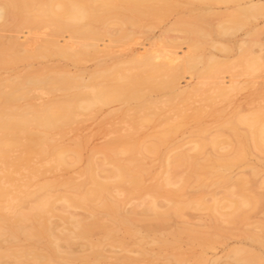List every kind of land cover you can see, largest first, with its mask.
Returning a JSON list of instances; mask_svg holds the SVG:
<instances>
[{"label":"rangeland","instance_id":"1","mask_svg":"<svg viewBox=\"0 0 264 264\" xmlns=\"http://www.w3.org/2000/svg\"><path fill=\"white\" fill-rule=\"evenodd\" d=\"M163 1L164 0H152L151 3H148V6L155 4L153 7L157 8L159 5V8L160 6H163V8L160 9L161 11L159 13V10L156 11V8L150 7V10L152 9L151 13H148L150 11L148 10V14L146 13V15L138 18V27L136 26L130 29L131 27H126L127 25L119 23L120 21H107L106 31L102 36L103 39L101 38L99 40L100 44L98 47L100 49L88 54L86 56L87 58L84 56V58L78 62L71 59L60 58L58 55L55 56L53 54H48L46 57L37 55V49L41 46L42 42L46 40L44 38L51 37L55 29V27L52 26V23L50 25L48 22L49 20L47 21L45 18L44 20H40L41 22H38L33 28L20 26V28H22L20 30L16 28H14L16 30L13 28V30H8V28L3 31L0 30V34L3 35L16 34L19 32L21 36L25 35L24 31L27 32L30 29V31H32L29 38L31 40L28 41V43H30L28 44V50L22 52L26 57H30L21 59L22 61L20 64L19 61L16 62L12 67L15 68V72H17V70L26 71L29 69H40L45 67V65L46 67L48 65L58 68L59 70L60 68L67 70V67H69L68 71L73 73L84 71V75L87 76L95 71L105 69L107 72L103 74L101 73V75L88 80L87 84L102 83L109 85V83L114 84L119 82L120 77L127 76L128 73L133 74L138 71L137 67L133 64H129L130 57H137L138 55L143 56L144 52L148 51L150 53L152 51L153 53L156 52V57L157 54L159 57L153 59L155 64L158 66L160 65V71L156 74L157 79H164L167 75H171V73L172 75H175V77H179L177 78V86L174 85L169 89H157L156 87L149 90L145 86H141L143 90L145 89L144 91H147L148 93L150 92L149 94L154 100L158 99L157 101L160 103L157 104L159 108L157 106H155V108L153 107L154 109L152 108L151 115H154V117L152 116V120L150 119L151 121H141L144 114L148 112L143 108L139 111L142 107L141 100L131 101L129 104L122 101H116L113 102L114 104L98 105L91 110L80 114V116H77L73 122L66 125L61 131L58 129L51 131L48 134L49 145H51L52 149H65L67 152L66 158L71 161V164L55 168V170L49 169V172L48 170H43V174L35 172L34 174H31L32 177L27 176L29 179H26L30 181L32 178L30 183L36 184L37 186L45 182L51 183L53 188L50 190V193L54 196L73 194L75 190L70 186V183H81V181L85 179V170L90 162L93 161L99 163L100 169L105 168V170L100 171L101 177L108 175L107 169H111L115 165L126 162V158H128L127 152H123L122 148H118L117 151H113L111 148V145L114 142L113 140H116L117 138H125L122 140L131 142L132 146L134 144L135 154L134 152L133 154L141 160L140 168L143 174V183L145 185H153L158 182V184L161 182V184H164L165 177L168 175L170 177V184L166 185V187L177 188V186L180 185L179 179L181 178L180 180L182 182V179L185 178V186L181 190V196H178L176 199L180 203L182 202L181 204L185 203L184 205L186 207L184 206L179 214L171 212L169 215L170 217L168 216L165 221L163 220L162 223H158L152 216L153 214H151L153 212H145V209L151 201L156 200V202H158L159 210H163L169 206L170 202L169 200H166L168 198L161 195H155V197H153L151 194L142 193L143 191L134 192L132 195H124L121 191L115 190L112 191V193L107 194L108 198L118 200L122 212L130 215L132 219L135 218L133 219V226L137 230L136 234L129 233V235L123 226L115 223L113 224L111 216L106 209L93 207V204L90 202L87 203V206L67 207L62 201H57L55 203V211L47 214L51 223L56 225L57 230H63V228L68 226V224L59 217L60 214H74L77 215V217H89L91 215L89 206H91L96 211V214H99L97 217H101L100 219L104 222L113 224L117 229L116 233L115 229L114 231H111L113 234L107 237L104 229L101 228L102 230H100L99 227H94L89 236L91 240L93 239V241L101 242L103 252L109 257V259H106L108 264L113 263L114 259H112V257L118 254H129L143 259L137 264H248L246 261L248 259L247 254H250L248 260H253V258H255L256 262L254 264H264V246H261L258 241H253L249 236L251 233H254L255 239H258L259 236V239L261 238L260 240L264 241V183H262L264 181V152L259 151V149L254 146H248L250 144L252 145V143H250V140H247L248 142L245 141V143L247 142L248 144L246 143L245 152L242 154L243 156H238L241 159L238 158L239 160L232 165L227 168L223 167L219 164V159L217 158V156H222L224 157V160L229 161V159H233L237 154L235 153L236 147H233L232 145L230 148L231 142L234 143L235 141V139L233 140V137L235 136H233L234 134L231 130L227 129L228 126H224L226 121H233L232 117L235 118V114L237 117L239 114H252L257 111V108L261 110L263 109L262 112L264 111V106H262L264 105V0L259 1V4H262L260 9L262 8L263 10L261 14L259 13L260 16L256 18L258 21L253 18L249 19L250 22L247 21L242 28H235L233 29L234 32L229 30V34H224L222 32L220 29V23L229 24L228 20L230 15L235 12L233 11V6H229L234 4L230 3L228 6L224 3L213 1L212 3L211 1L201 2L199 0H165L166 2L164 1V4H162ZM165 3L167 4L165 5ZM148 6L146 7L147 9H149ZM153 9L158 13L154 12V15H152L154 11ZM163 9L166 13H164L165 11ZM42 22L43 25L41 24ZM255 24L258 25L256 30L252 29L247 36H244L245 32L253 28ZM123 25L126 26L124 27ZM99 27L103 28L102 25H99ZM128 29H130L129 31L132 30L129 34L133 38L130 36L131 38H125L114 42L111 41L114 36H117V34L118 36H121V34L128 33L126 32ZM188 29L190 30L188 31ZM118 30L119 32H117ZM134 30L136 31L134 32ZM199 30L201 31L200 34H198ZM23 33L24 35H22ZM194 33L196 34L194 35ZM239 39L247 40V43L243 45L244 47L240 46V42H238ZM192 40H200L201 43L203 41L202 45L200 44V48H198L199 50L190 47L189 43L191 44ZM213 43H215L217 49L212 47ZM223 46L226 50L220 49L224 48ZM145 47L147 51H144ZM247 48L249 49L247 50ZM258 49H260V51ZM175 51H178L181 54L187 51L188 53L185 56L188 57V54L190 55L189 57L195 56L199 58L198 56H200L201 60L199 59L200 61H197L199 62L198 65L194 64V69H188L183 63L184 59L187 57L183 58V56L179 54L182 59L178 58V60H173L172 58L171 60V57L174 56L172 54H174ZM27 52H29L28 54L30 55H28ZM249 52L252 54L255 53L253 56H258L257 60H259V62L261 61L263 64L262 68L254 70L252 67H246L245 61ZM136 53L137 55H134ZM211 55L215 56L216 60L219 62H225V64L222 63L223 67H221L220 72L208 74L202 69L207 63L208 56L210 57ZM55 63L56 66H54ZM182 63L183 65L180 66V70L175 68L176 70L172 71V67H174L173 65L176 67L178 64L181 65ZM224 66H227L228 68H225ZM12 68H0V75L5 76L15 74V72L11 70ZM181 68H183V72ZM176 71H178V73ZM174 72L177 75L174 74ZM201 72H203V75ZM166 73L167 75H164ZM255 73H257V75H255ZM119 74L122 76H119ZM216 85L218 87H216ZM222 85H224L223 87L226 92L224 95L227 97H224L223 93L217 91ZM197 89H199V91H197ZM179 91H182L181 94L188 97V100L186 97L184 98V96L182 98L179 95ZM215 91H217V93ZM60 93L61 92H56V95H59ZM174 93H176V95ZM33 94H35V96L40 95L44 98L52 96L51 94H40V92H34ZM211 94H213V96ZM177 95H179V97ZM218 95L220 97H218ZM174 96H177V98ZM204 96H206V98H203ZM208 96L213 99V101L211 99L212 102H208ZM165 100H167V102ZM136 103L137 105H135ZM161 106L164 108V111ZM237 117L235 119H237ZM173 126L180 129H176L177 131L172 130L171 132L169 128ZM246 126L247 125L239 124V132L243 133L242 131H245L246 133L247 130L245 129H249L248 131L251 130V128H247ZM166 130H169L170 134L168 133L164 141H158L157 136ZM213 136H224L228 139L229 144L224 145L222 148L220 145V147H213L214 145L210 141ZM199 141L200 143L201 141L203 142V148L201 147L200 151L196 150L197 147H194L195 143L197 145ZM228 141L226 140V143H228ZM155 143L157 145L154 150L155 152L143 149L145 144L148 145ZM181 151L189 155H192L195 152L193 156L196 155V157H194L195 161L193 162L194 164L196 163L197 166L194 167V164V166H190L184 163L173 169L167 167V160L172 158L173 155H176L178 152L181 153ZM15 153L17 152H13L12 155ZM235 158H237V155ZM35 161L39 162L37 159H35ZM39 163V166L36 164L38 168H47L48 165L52 164V162L50 164H47L46 162L42 164V161ZM27 170L29 171V169ZM25 171H21L23 176L17 174L19 178H24V174L27 175ZM221 175L226 176V178L228 177L227 179H224V181L226 180L225 182L222 177L220 178ZM259 175L261 178H259ZM238 178L247 179V189L245 193L248 191L247 193L252 197L253 200H251L252 204L250 205L253 206L251 207L249 205L246 207L248 210L246 215L249 216L245 215V218L240 219L241 217H238L235 214L238 220L235 218L236 216L233 215L235 216V220L232 217V222H226L224 221V214H226V211L227 213L231 211L227 206L229 202L228 197H230L231 193H234L235 190L230 184ZM227 182L229 184H227ZM217 195L218 198L221 197L220 199L222 201L218 200L220 201V207L218 206L220 209L216 211L211 208H206V205H200L201 207L186 205L187 201L190 200H193L194 202L205 201L207 204L213 205L215 202L214 200L218 199ZM232 196L234 197L232 199H235L236 194H233ZM254 198L258 199L254 200ZM221 213H223V215H221ZM146 227L155 228L157 229V232L152 231L150 232L151 236H145L147 235L145 230ZM186 228L192 230L190 232L193 237L185 231ZM176 230H178L180 234L176 235ZM239 231H241V234ZM153 235L155 237H167L171 244L162 246V244L153 242L151 241ZM31 243V240L25 238H22L20 241L21 245L26 246L31 245ZM86 243L87 241L84 242V240L82 241V239L80 240L79 238H76L71 244L72 249L77 253H79V251L89 252L91 249L88 245L86 246ZM62 245L65 248L67 244L66 242H62ZM139 250H144L145 255L140 256L138 253ZM235 250L241 251L233 255Z\"/></svg>","mask_w":264,"mask_h":264},{"label":"bare ground","instance_id":"2","mask_svg":"<svg viewBox=\"0 0 264 264\" xmlns=\"http://www.w3.org/2000/svg\"><path fill=\"white\" fill-rule=\"evenodd\" d=\"M151 1L150 0H0V30L3 31L6 28H8V30H13L14 28L20 30L22 29L20 28V26L21 27L24 26L25 28L26 27L33 28V26L37 25L38 22H41L40 20L42 19L44 20L45 18L47 21L49 20L48 22L50 25L52 23V26H54L55 29L53 28L54 31L51 37L48 35L49 36L48 38H44L46 40H44L41 46H39V48L37 49V55L46 57L48 54L49 55L53 54L55 56L58 55L60 58L62 57L66 59H71L75 62H78L82 60L84 56L85 58H87L86 56L88 54H90L91 52H96L98 51V49H100L98 47L100 44L99 40L102 38L104 32L106 31V26L108 23L107 21L110 20L120 21L119 23H124L127 25V26L123 25L124 27L125 26L129 28L131 27L130 29H132V27H136V26L138 27L137 25L139 23L138 18L146 15L147 11L150 10V7H153L155 5L153 4L151 6H148V3L149 2L151 3ZM164 1L163 3L162 2L160 3L164 4ZM199 1L201 2L211 1V3L213 1L217 3H224L228 6L230 3L234 4L229 6V7L233 6L234 9L233 11H235V12L232 11L233 13L230 12L231 15L228 20L229 24L220 23V29L224 34L225 33L229 34V30L234 32L233 29L242 28L247 23V21L250 22L249 19L253 18L254 20H256V18L260 16L263 10L262 8L260 9V6L262 5L259 4L260 0H199ZM166 4L167 3H165V5ZM147 6L149 9L146 8ZM158 6L157 8L156 7L153 8H156V11L159 10L160 13L161 11L160 9L163 8V6L162 7L160 6V8ZM151 11L152 9L148 13H151ZM156 11L154 10L152 15H154V12L158 13ZM164 13H166V11ZM41 24L43 25V22ZM99 25H102L103 28L99 27ZM257 26L258 25L255 24L253 28L245 32L244 36H247L252 29L256 30ZM130 29L126 31L128 33L121 34V36H118L117 34V36L116 37L114 36L111 41L114 42L125 38L126 39L131 38L132 36L129 34V32H131L132 30L129 31ZM30 30L27 32L24 31L25 35L24 33L22 34L24 36H21L19 32H17L16 34H4V35L0 34V68H5V69L12 68L16 64V62L19 61L20 64L22 61L21 59L30 57V56L26 57V55L25 54L23 55L22 53L28 50V44H30L28 43V41L31 40L29 38L32 32ZM189 30L190 29H188V31ZM200 30L198 34H200L201 32ZM135 31L136 30H134V32ZM117 32H119V30ZM195 34L196 33H194V35ZM238 42H240V46L242 47L247 43V40L239 39ZM202 43L200 40L199 41L192 40L191 44L189 43V45L190 47H194L198 49L200 48ZM212 47H215V43L212 44ZM220 49L226 50L225 47ZM248 49L249 48H247V50ZM258 50L260 51V49ZM144 51H147L146 47ZM151 52L150 53L148 51L144 52L143 56L138 55L137 57L134 56L130 57L129 64L130 65L133 64L135 67H137L138 71L133 74L128 73L127 76H122L121 74H119V76H122L120 77V81L114 84L109 83V85L102 83L91 84V85L87 84L88 80L93 79L95 76L101 75V73L103 74L107 72V70L105 69L95 71L85 76L84 71L73 73L68 71L69 67H67V70L61 68L59 70L58 68H54L48 65L46 67L45 65V67L40 69L39 68L33 70L29 69L26 71L17 70V72H15L16 71L15 68H12L11 70L13 71L15 70L14 71L15 74H9L5 76L0 75V264H108L106 262L107 261L106 259H109V257L103 252V249L101 247L102 246L101 242H96L93 241V239L91 240L89 238L92 228L99 227L100 230L104 229L106 231L105 232L106 236L109 237L113 234L111 233V231H114L116 229V227L113 226V224L115 223L123 226L126 232H128V234L137 233L136 228L133 226L134 225L133 219L135 218L132 219L130 215L122 212V210L120 209L121 205L119 204L118 200L108 198L107 194L112 193V191L115 190L121 191L124 195L126 194L132 195L134 192L143 191L142 193L151 194L153 195V197H155V195L156 196L161 195L168 198L165 199L169 200L170 202L169 206H167V208L163 210H159L158 202H156V200L151 201V203L148 204L147 208L146 207H145L146 209L144 208L145 212H149V211L153 212L151 214H153L152 216L156 219L158 223H162L163 220L165 221V219H167V217L171 214V212L175 214H179L183 210L185 203L181 204L182 202L180 203L176 198L178 196H181V190L185 186L184 185L186 181L185 178L182 179V182L180 180L181 178L179 179L180 185L178 184L179 186H177V188L166 187V185L170 184V177L168 175L165 177L166 179L164 178L165 179L164 184H161L162 182L160 184H158L159 182L158 183L156 182L157 184L145 185L143 183V179H142L143 174L140 168L141 160L134 156L135 154L134 144L132 146L131 142L122 140L125 138H117L116 140H113L114 142L112 143L111 148L113 151H117L118 148H122L123 152H127L128 158H126V162L115 165L111 169H107L108 175L105 177H101L100 175V171L105 170V168L100 169L99 163L93 161L90 162L85 170L86 171L85 179L81 181V183L80 182L70 183V186L73 188V190H75L73 194H63L60 196L56 195L57 196L56 197L54 195H51L50 193L51 192L50 190L53 188V185L51 183L45 182L37 186L36 184L30 183L32 178L30 179V181L26 179L29 176L32 177L31 174H34L35 172H40V174H43L44 173L43 170H48L49 172V169L55 170V168L68 166L69 164H71V161H69L68 158H66L67 152L65 149H52L51 145H49L48 142L49 140L48 134L56 129L60 131L63 130L65 126L73 122L77 116H80V114H83L84 112H87L98 105H107L116 101L117 102L122 101L129 104V102L131 101L141 100L140 102L142 107L140 108L139 111H141L142 108L148 111L147 113L144 112L145 114L143 117L141 116L142 117L141 121H149L150 119L152 120V116L154 117V115H151L152 108L153 107L155 108V106H157L159 101H157L158 99L154 100L150 96L149 94L150 92L148 93L147 91H144L145 89L143 90L141 86L143 85L149 90L154 89L156 87L157 89L158 88L169 89L174 85L177 86L178 84L177 78L179 77H175V75H172V73H171L172 76L167 75L166 73L164 74L167 75L166 78L157 79L156 74L158 71H160L159 69L160 65L158 66L157 64H155L153 62V59L157 58L158 54L156 57L155 55L156 52L155 53L152 52L153 54ZM28 53L29 52H27V54ZM187 53H188L187 51L182 54L179 53L178 51H175L174 54H172L174 56L171 57V60L172 58L173 60L174 59L178 60V58H181L180 55H182L183 58L187 57L185 56ZM254 54L249 52L248 57L246 58L245 61V65L248 68L252 67L254 70L255 69L257 70L259 68H262L263 64L261 63V61L259 62V60H257L258 56H253ZM134 55H137V53ZM189 56L190 55L188 54V57ZM188 57L184 59L183 63L185 64V66H187L188 69H192V68L194 69V64L198 65L199 62L197 61L201 60L200 56H198L199 58L195 56L189 58ZM183 63L181 65L178 64V66L176 67L175 65H173L174 67H172V71H175L176 70L175 68L179 69L180 66L183 65ZM222 63L225 64V62ZM222 63L216 60L215 56L211 55L210 57L208 56L207 63L202 69H204V71L208 74L217 73L220 72L221 67H223ZM54 66H56V63ZM225 68L228 67L226 66ZM182 69L183 68H181V70ZM176 72L178 73V71ZM201 73L203 75V72ZM174 74L176 73L174 72ZM255 75H257V73H255ZM223 86L224 85H222V87H219L217 91L223 93V96L225 97L226 95L224 94L226 92ZM216 87L218 86L216 85ZM197 91H199V89H197ZM217 91L215 92L217 93ZM34 92H38V93L40 92V94H44V93L51 94L52 96H49L48 98H44L40 95L35 96V94H33ZM56 92H61V93L59 95H56ZM179 92H180L179 95L182 98L183 96L184 98L186 97L185 95L181 94L182 91ZM176 93L174 94L176 95ZM179 95L177 96L179 97ZM211 95L213 96V94ZM177 96L174 97L177 98ZM218 97L220 96L218 95ZM187 98L188 97H186V99ZM203 98H206V96H204ZM211 99L212 98L208 96V102H212L213 99L212 101ZM167 100L165 101L167 102ZM135 105H137V103ZM262 110L257 108V111L252 114L249 113H247L249 115L239 114L238 117L236 114L235 115L233 114L234 117L235 116L237 117V119H235L236 117L235 118L232 117L233 121L228 122L227 120L226 123L224 122L225 123L224 126H228L227 129L231 130L234 134L233 136H235L233 137V140L235 139L236 141V142L234 141L235 145L233 142L230 141L231 142L230 148L232 147V145L233 147H236L235 153H237L236 154L237 158H235L236 157L235 153H234L235 157L231 160L229 159V161L224 160L223 159L224 157L222 156H217V158L219 159L218 162L221 166L227 168L228 166L232 165L233 163L241 159L238 156H243L242 154H244L245 152L246 143L248 142L247 140H250L251 142L250 141L249 142L252 143V145L250 144L248 146H252V147L254 146L255 148H258L259 151L264 152V113H263L264 111L262 112ZM239 124L247 125L246 127L251 128V130L248 131L249 129H245L247 130L246 133L245 131L241 130L243 132L241 133L239 132L240 131ZM176 129H178L176 126L169 128L171 132L172 130L177 131ZM169 130H166L162 132L160 135H158L157 136L158 141H164L168 133L170 134ZM213 137L210 140L214 145L213 147L221 146L222 148L224 147V145L229 144L228 139L224 136H222L224 138L220 136L214 138ZM226 140L228 141V143H226ZM245 141L247 142L245 143ZM202 143H203L202 141L201 143L199 141L197 145L195 143L194 147L195 148L197 147L196 150L200 151L201 147L203 146ZM156 147H157L156 143L148 144V145L145 144L143 149L153 152ZM13 152H17L15 154L18 155L17 156L15 154H14L15 156L12 155ZM194 154L189 155L182 151L181 153L178 152L176 155H173L172 158L167 160V167L173 169L176 166L184 163L191 166L194 164L193 161H195L194 157H196V155L193 156ZM35 159L39 160V162L42 161V164H44V162H46L47 164H50L52 162V164L48 165L47 168L44 167L42 168L41 166H40L41 168H38L36 164H38L39 166L40 163L36 162ZM194 165H193L194 167L197 166L196 163ZM27 169H29V171ZM23 170L24 171L26 170L25 172L27 173V175L23 173L24 178L22 177L19 178V176L22 175L21 171ZM221 177L223 178V181L224 179L228 178L222 175L220 176V178ZM259 178H261V176ZM246 182L247 179L245 180V178H238L237 180L231 182L230 185L235 189L234 193H231V196L233 194L234 195L236 194V197L235 199H232L234 198L233 196L228 197L229 202L227 206L229 207V209H231V211L228 213L226 211V214H224L225 215L224 221L232 222V217L234 219L236 215L238 217H241L240 219L245 218V215L247 214L248 211L246 207L252 204L251 200H253L252 197H250V195L247 193L248 191L246 192L247 194L245 193L247 189ZM262 183H264V181ZM227 184L229 183L227 182ZM220 198L214 200L215 202L213 203V205L212 204L209 205L205 201L194 202L193 200L187 201L186 205L188 206L191 205L192 207H196V206L201 207L200 205L203 206L206 205V208H211L216 211L220 209L218 208L219 202L222 201ZM255 199L258 198H254V200ZM57 201H62L65 205H67V207H78V206L80 207L84 205L87 206L88 205L87 203L90 202L93 204L92 205L93 207H97V208L99 207V209L100 208L106 209L109 212V215L111 216V220L113 224L104 222L102 219H100L101 217H97L99 216V214H96V211L91 206H89L91 213L90 216L92 217L90 216L77 217V215L74 214L73 215L60 214L59 217L63 221H65L68 224V226L63 228V230H57L56 225L51 223L50 219L48 218L49 216H47V214L53 213L55 211L56 209L55 203ZM221 215H223V213H221ZM237 216L235 218H237ZM145 230L147 232V235L145 236H151L150 232L152 231L157 232V229L150 227H146ZM116 231L117 229L115 230V233ZM185 231H187V233L192 236L190 232L192 230L190 228H186ZM239 232L241 234V231ZM175 234L178 235L180 234V232L176 230ZM249 236L250 238H252L253 241L254 240L255 242L258 241V243H260L261 246H264V241L260 240L261 238L259 239V236H258L259 240L255 239L254 233H251V235ZM22 238L31 240L32 241L31 245L28 246L21 245L20 241ZM76 238H79L80 240L82 239V241L84 240V242L87 241L86 246L88 245L91 250L90 251L87 250L89 252L79 251V253L73 250L71 244L72 242L75 241ZM151 241L162 244V246L163 245L167 246L171 244L169 242V239L167 237L164 238V236L155 237L153 235V237H151ZM62 242H66L67 245L65 248L62 245ZM240 251L241 250H235L233 255L239 253ZM138 253L140 256L145 255L144 250H139ZM247 255L249 259L250 254ZM112 259H114V261L111 264H137L138 262H141L143 260L140 259L139 257L132 256L129 254H121V255L118 254L116 256H113ZM248 259L246 260L248 264H254L256 262L255 258H253V260H248Z\"/></svg>","mask_w":264,"mask_h":264}]
</instances>
